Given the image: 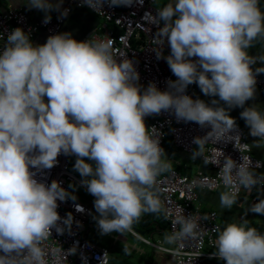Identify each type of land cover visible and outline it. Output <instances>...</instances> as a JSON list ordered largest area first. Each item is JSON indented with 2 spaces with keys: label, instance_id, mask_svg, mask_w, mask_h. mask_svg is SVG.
I'll return each instance as SVG.
<instances>
[{
  "label": "clouds",
  "instance_id": "1",
  "mask_svg": "<svg viewBox=\"0 0 264 264\" xmlns=\"http://www.w3.org/2000/svg\"><path fill=\"white\" fill-rule=\"evenodd\" d=\"M134 2L143 0H82L94 11L105 3L129 7ZM61 3L28 0L27 5L45 12L48 23L47 13L59 10ZM153 19L158 27L155 42L162 48L167 41L170 48L167 56L156 51V58H163L176 77L167 81L165 91L154 82L146 88L140 85L133 61L117 60L112 41H77L64 32L34 45L20 27L7 35L0 51V264H48L43 242L53 229L58 234L71 231L73 217L68 213L61 218L57 201L77 197L56 180L45 184L36 179L38 172L56 166L61 154L76 156L74 169L95 197L100 235H124L142 215L161 211L157 177L172 170L160 133L155 128L149 132L146 117L164 111L173 113L177 122L210 126L207 135L193 138L197 147L192 160L203 157L209 136L230 140L225 134L237 128L229 115L233 108L243 109L240 117L249 134L264 141V111L256 105L245 107L255 97L256 76L264 73V67H252L264 64V55L248 51L264 40L260 0H174ZM193 83L203 95L218 99L205 103L185 94ZM204 163L209 161L205 158ZM214 164L220 166L227 189L220 194L222 207L235 205L241 188H264V174L246 164L228 156L222 165L219 160ZM75 207L82 211L80 205ZM248 212L264 216V199ZM174 224L179 230L165 235L163 244L200 235V224L190 214L177 216ZM214 231L218 236L212 257L226 264H264V233L247 220ZM75 251L73 247L66 253ZM106 255L97 257L99 264H105Z\"/></svg>",
  "mask_w": 264,
  "mask_h": 264
},
{
  "label": "built area",
  "instance_id": "2",
  "mask_svg": "<svg viewBox=\"0 0 264 264\" xmlns=\"http://www.w3.org/2000/svg\"><path fill=\"white\" fill-rule=\"evenodd\" d=\"M78 7L89 9L101 21V26L88 32L81 41L88 38L112 41V52L117 60L127 58L133 61L139 73L138 83L140 85L147 87L149 82H154L159 90H167V81L175 80L176 77L163 58L159 60L156 58V51H162L163 56H167L170 54V48L167 41L162 48L155 42L158 27L153 17L159 9L154 5V0H143L142 4L134 2L129 7H109L105 3L101 9L97 8L96 11L84 5L82 0H65L60 12L50 15L51 19L48 23H44L45 16L29 21L20 7L0 9V37H2L0 51L3 49L7 35L17 27L27 32L30 38L36 32L43 31L44 37L40 44L45 43L48 36L60 33L65 19V16H61V12L68 9L69 13L73 8ZM256 80V90L264 96V77L258 74ZM194 85L195 83L189 85L185 92L192 98ZM145 126L149 128V132L151 128H155L160 133V146L163 149L166 141H169L173 147L187 154L196 147L192 143L193 138L204 137L211 131L210 126L201 128L195 122H177L173 113L164 111L159 115L146 117ZM247 137L256 139L249 134V129L245 131L238 124L234 131L225 134V139L230 140L218 141L214 135L209 136L203 145V157H199L204 165L205 158L209 161L206 164L207 169L198 168L191 174H185L172 168L170 172L162 173L157 177L156 188L159 191L161 213L168 232L179 230V225L174 224V221L180 215L190 214L198 220L201 228L200 235L195 239L178 241L172 248L158 247L163 251L170 250L165 252L172 256L175 264H206V261L212 257L211 253L215 252L213 247L217 232L214 229L219 227L217 214L214 210L201 213L198 202L199 190L214 191L219 188L227 190L219 175L220 166L214 164V161L219 160L222 165L224 156H228L237 164H246L250 170L264 174L262 161L251 154ZM70 156L75 155H59L56 166L38 172L36 179L45 184L56 180L65 190H68V182L79 183V180L68 169ZM32 170L35 171V169ZM243 191L248 193L247 198L250 205L259 199H264V188L261 186L254 188L251 192L241 188L240 193ZM57 203L59 205L57 212L60 217L66 218L67 214L71 213L73 224L71 231H65L63 234H58L53 229L51 236L43 242L42 247L48 264H99L97 257L105 252H107L105 264H109L108 248L86 239L83 235L88 218L92 213L91 203L70 199L64 202L57 201ZM76 205H80L82 211H77ZM73 247L76 249L75 253L67 255L66 252ZM176 250L179 251V255H173Z\"/></svg>",
  "mask_w": 264,
  "mask_h": 264
},
{
  "label": "crops",
  "instance_id": "3",
  "mask_svg": "<svg viewBox=\"0 0 264 264\" xmlns=\"http://www.w3.org/2000/svg\"><path fill=\"white\" fill-rule=\"evenodd\" d=\"M27 2L28 0H0V9L5 10L8 7H20L26 13L29 21H35L39 17L46 15L42 10L29 8ZM52 2L56 3L57 0H52ZM173 2L174 0H154V5L160 10ZM64 3L65 0H62L60 9ZM260 7L261 10L264 11V0H260ZM60 9L50 11L47 15L58 14ZM99 26H101V21L92 11L85 7H78L73 8L67 16H65L60 33L69 32L75 40L81 41L83 36ZM43 37V31H38L30 40L34 45H38L43 40ZM248 51L249 55L252 56L264 55V40L257 41L255 46ZM252 67L254 70L257 67H264V64L257 62L252 65ZM259 75L264 77V73ZM193 98L202 99L205 103H210L212 99H218V97L203 95L197 84L194 85ZM251 105H256L261 111H264V96L257 90L254 99L245 103V107ZM221 106H223V102H221ZM241 111H243L242 108H233L229 111V115L235 119L236 123L243 130L247 131L249 128L240 117ZM247 141L250 145L251 154L262 161V170L264 171V142L257 141L251 137H247ZM257 143H260L261 146L256 147ZM164 151L166 157L171 161L172 168L177 169L181 173L191 174L198 168L202 170L207 169V166L200 162L199 157L192 160V152L189 154L184 153L173 147L169 141H166ZM75 161L76 158L70 156L68 158V168L70 166L69 171L75 175L79 183L70 181L68 184L71 183L80 187L82 192L76 196V200L90 202L92 207V213L88 218L83 235L86 239L108 248L109 264H175L169 253L158 248H172L174 245L162 243L164 236L170 233L167 230L161 211L142 215L139 222L133 225V231L131 233L126 232L123 235L113 232L108 235H100L96 220L94 219V217L98 216L94 208L95 197L88 193L86 186L81 184L82 178L74 169ZM85 162L93 163L87 160V158H85ZM223 191L224 190L221 188L214 191L199 190L198 202L200 212L204 213L209 210H214L217 214L219 228L221 230H223L228 223H241L247 220L249 226L255 227L259 232L264 233V216L248 212L251 206L248 203V193L246 191L241 192L238 202L231 208H225L222 207L220 203V194ZM217 236L218 233L215 235V240ZM125 248L128 249L127 254L123 251ZM213 250L216 251L215 243ZM206 264H226V262L222 259L211 257L206 261Z\"/></svg>",
  "mask_w": 264,
  "mask_h": 264
},
{
  "label": "rangeland",
  "instance_id": "4",
  "mask_svg": "<svg viewBox=\"0 0 264 264\" xmlns=\"http://www.w3.org/2000/svg\"><path fill=\"white\" fill-rule=\"evenodd\" d=\"M171 71V70H170ZM74 158H76V156H74ZM69 168H70V166H69ZM68 168V169H69ZM70 185L72 186V187H70ZM68 192L69 193H72V194H74L75 196H77L79 193H81L82 191H81V188L80 187H78V186H75V185H73V184H68Z\"/></svg>",
  "mask_w": 264,
  "mask_h": 264
}]
</instances>
